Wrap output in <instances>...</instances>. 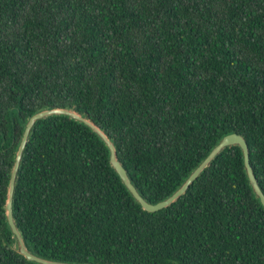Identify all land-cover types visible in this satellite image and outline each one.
<instances>
[{
	"label": "trees",
	"instance_id": "obj_1",
	"mask_svg": "<svg viewBox=\"0 0 264 264\" xmlns=\"http://www.w3.org/2000/svg\"><path fill=\"white\" fill-rule=\"evenodd\" d=\"M70 109L113 142L142 197H171L227 135L264 192V0H0V264H37L7 221L25 125ZM13 213L28 249L71 264H264V207L225 149L149 213L92 129L39 121Z\"/></svg>",
	"mask_w": 264,
	"mask_h": 264
},
{
	"label": "water",
	"instance_id": "obj_2",
	"mask_svg": "<svg viewBox=\"0 0 264 264\" xmlns=\"http://www.w3.org/2000/svg\"><path fill=\"white\" fill-rule=\"evenodd\" d=\"M52 116L69 117L72 120L85 124L90 129H92L95 133H97L98 136L105 142V144L108 146L110 150L111 166L120 176L121 180L123 181L127 189L130 191L134 199L142 206L143 210L149 213H156V212L162 211L168 208L169 206H171L173 203H175L178 199H180V197L184 196L187 193V191L190 189L192 184L202 175V173L206 169H208L211 166V164L218 157V155H220V153H222L225 149L234 147V146L240 147L243 152L245 169H246L250 184L254 190V193L256 194L262 206L264 207V192L262 191L259 185L257 177L254 173V169L252 168V165H251L250 149H249L248 143L243 136L237 133H233V134L225 136L220 141V143L212 150V152L208 155V157L189 176V178L185 181V183L181 186V188L178 189L171 197L157 204H152L146 201L142 197V195L138 192L132 180L130 179L127 170L124 168V166L118 159L115 145L99 127H97L89 119H86L85 117H83L82 115H80L79 113L73 110L61 109V108L48 109V110L41 111L35 114L34 116H32L25 125L23 137L19 145L18 151L16 153L14 166L11 172V178H10L8 195H7L6 213H7V221H8L9 227L16 239L17 250L19 254L24 256L30 262L37 263V264H71V263L47 260V259L41 258L33 254L28 249L26 242L24 240V237L16 225L14 213H13L14 195H15L16 183L18 179V173H19L20 166L23 160L25 149L29 142L30 135L39 121L44 120L48 117H52Z\"/></svg>",
	"mask_w": 264,
	"mask_h": 264
}]
</instances>
